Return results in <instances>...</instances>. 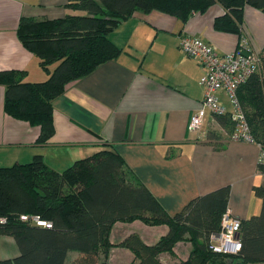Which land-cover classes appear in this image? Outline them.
Returning a JSON list of instances; mask_svg holds the SVG:
<instances>
[{
    "label": "trees",
    "instance_id": "1",
    "mask_svg": "<svg viewBox=\"0 0 264 264\" xmlns=\"http://www.w3.org/2000/svg\"><path fill=\"white\" fill-rule=\"evenodd\" d=\"M214 5L224 9L215 19V30L239 40L246 7L264 13V0H68L65 8L70 13L64 18L21 17L17 38L49 78L26 82V71H0L6 114L38 129L37 142L46 144L55 135L53 103L67 85L123 53L110 39L123 22L137 14L160 12L185 24ZM260 57L261 71L237 95L252 136L264 151V52ZM217 118H225L229 132L235 131L230 114ZM258 172L264 176V162L259 163ZM254 192L262 200L261 213L242 221V250L224 255L214 253L210 244L211 237L221 232L229 187L197 197L171 215L112 145L63 172L36 156L26 164L0 167V237L14 239L20 252L0 264H109L115 249L131 251L132 264H167L164 255L171 257L170 264H264V186ZM22 216H39L52 228L23 221ZM136 222L168 231L153 244L126 231H120L121 241L114 239L118 230ZM179 244L191 249L181 260L176 251ZM71 252L78 255L69 259Z\"/></svg>",
    "mask_w": 264,
    "mask_h": 264
},
{
    "label": "crops",
    "instance_id": "2",
    "mask_svg": "<svg viewBox=\"0 0 264 264\" xmlns=\"http://www.w3.org/2000/svg\"><path fill=\"white\" fill-rule=\"evenodd\" d=\"M67 1L0 0V71H26V82L48 80L38 59L18 40L17 27L23 16L66 17ZM223 14L224 9L214 5L185 24L160 12L137 14L123 22L110 35L123 53L67 85L53 103L55 135L46 144L37 142L38 129L6 114L5 87L0 85V167L41 156L51 169L63 172L112 145L171 215L197 197L229 187L228 208L234 216L242 221L258 216L262 200L254 189L264 186L258 172L262 148L234 141L235 131L229 132L225 118L207 115L200 133L190 127L205 97L200 82L206 69L181 51L180 38L196 37L222 56L235 52L239 37L214 28ZM243 30L253 50L264 52V13L246 7ZM219 98L233 110L225 93ZM173 153L177 156L167 159ZM145 239L155 243L154 238ZM19 254L14 239L0 237V260ZM127 255L134 258L131 251Z\"/></svg>",
    "mask_w": 264,
    "mask_h": 264
},
{
    "label": "built area",
    "instance_id": "3",
    "mask_svg": "<svg viewBox=\"0 0 264 264\" xmlns=\"http://www.w3.org/2000/svg\"><path fill=\"white\" fill-rule=\"evenodd\" d=\"M180 49L188 57L197 59L206 69V74L200 82L205 88V97L200 109L192 116L191 129L200 133L207 115L224 117L230 114L236 125L233 140L257 145L237 95L239 88L261 71L260 53L253 50L250 38L243 36L238 49L224 56L218 54L211 45L193 36H183L180 39ZM221 92L227 95L233 106L232 111L221 103L219 98ZM262 162L264 154L260 158V163ZM21 219L37 226L52 228L51 223L43 221L39 216H22ZM241 225L242 220L236 218L228 208L222 218L221 232L211 237L210 245L213 252L224 255L240 252Z\"/></svg>",
    "mask_w": 264,
    "mask_h": 264
},
{
    "label": "rangeland",
    "instance_id": "4",
    "mask_svg": "<svg viewBox=\"0 0 264 264\" xmlns=\"http://www.w3.org/2000/svg\"><path fill=\"white\" fill-rule=\"evenodd\" d=\"M77 14L82 15L83 13L77 12ZM127 230H129L130 233L131 231L140 232V234L143 236L144 239L148 238L149 240V239L154 238L153 240L156 242L159 239V237L163 236L164 234H167L168 228L167 227H147L141 224L140 222L138 223L136 222L132 226H126V228L118 230V232L114 236V239H116L118 242L121 241V238L119 237L120 231H127ZM128 233L129 232H126V235ZM190 250L191 249L189 246L179 244L176 249L178 258H180V260L186 258ZM127 252H130V251L127 249H120L119 251L112 250V253L109 259V264H132L133 259L131 260L130 258H128ZM77 255L78 254L76 252H71L69 259ZM162 259L167 264L172 263L171 257L168 255L162 256Z\"/></svg>",
    "mask_w": 264,
    "mask_h": 264
}]
</instances>
